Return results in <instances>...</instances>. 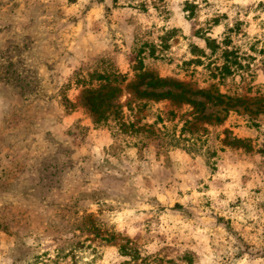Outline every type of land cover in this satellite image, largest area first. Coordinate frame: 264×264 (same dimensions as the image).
Listing matches in <instances>:
<instances>
[{
  "label": "rangeland",
  "instance_id": "1",
  "mask_svg": "<svg viewBox=\"0 0 264 264\" xmlns=\"http://www.w3.org/2000/svg\"><path fill=\"white\" fill-rule=\"evenodd\" d=\"M0 264H264V0H0Z\"/></svg>",
  "mask_w": 264,
  "mask_h": 264
},
{
  "label": "trees",
  "instance_id": "2",
  "mask_svg": "<svg viewBox=\"0 0 264 264\" xmlns=\"http://www.w3.org/2000/svg\"><path fill=\"white\" fill-rule=\"evenodd\" d=\"M208 46H209V42H208ZM158 83H159V85H161V83L165 84V83H168V82H166V81H161V79H157V80L154 82V84H158ZM166 93H167V94H170V91H167ZM201 93L203 94L204 92L201 91Z\"/></svg>",
  "mask_w": 264,
  "mask_h": 264
}]
</instances>
